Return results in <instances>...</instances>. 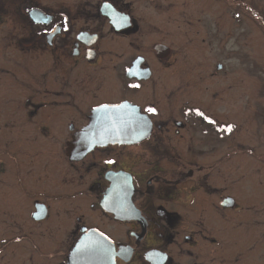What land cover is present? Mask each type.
<instances>
[{"label":"flooded vegetation","instance_id":"obj_1","mask_svg":"<svg viewBox=\"0 0 264 264\" xmlns=\"http://www.w3.org/2000/svg\"><path fill=\"white\" fill-rule=\"evenodd\" d=\"M245 23L256 0H0V264H264Z\"/></svg>","mask_w":264,"mask_h":264},{"label":"rangeland","instance_id":"obj_2","mask_svg":"<svg viewBox=\"0 0 264 264\" xmlns=\"http://www.w3.org/2000/svg\"><path fill=\"white\" fill-rule=\"evenodd\" d=\"M256 2L259 5V7H262V9H264V0H256ZM221 13H224L225 16H227L229 14V12L227 10L225 12L223 10H221ZM227 18L231 19L229 16ZM225 24H226V27H228V31H227L228 36L225 37V38H227L226 44H227L228 49H230L228 62H229V65H230V68L232 71V77H233V79L234 78L236 79L235 75H236V73H239L237 70L238 69L242 70L241 69V62H242L241 60L242 59H240V55L238 56V50H239L238 49V39L234 38L235 33L239 30V29H237V27H235V25H239L242 28V26H241L242 24H237L234 20H232L230 27H229V22H225ZM243 26L245 27V31L251 28L252 34L257 36V37L255 36L256 38L254 39V42L250 41V42L245 43V45H244L245 50L244 51H246L247 56H245L244 58L248 59V60L254 59L255 57L264 58V36H262L260 34V29H257L255 27L252 28L247 23H245ZM230 28H231V30L233 29V31L229 30ZM253 50H255V54L253 53ZM258 51L261 53V54L259 53L260 55L257 54ZM262 66L264 69V61H262ZM259 74H260V72H259ZM241 75L243 76L244 74H241ZM246 75L248 77H250V79L252 80L253 77H251V75H249V74H246ZM262 76H263V80H264V73L263 72H262ZM262 84L264 85V81ZM263 88H264V86H263ZM253 101H254V97L251 96L250 102L252 104H253ZM259 101L262 102L264 105V97L262 99L260 98ZM251 112L255 114L254 106L252 107ZM254 121H255V118L254 119L252 118V120L249 121L248 125H249L250 130H248L249 132L248 131L247 132L251 133V138H248V139H255L257 136H254V134L255 135L259 134L258 136L264 137V135H263L264 134V126H262L259 129V131L257 132V130L255 129L256 125H255ZM260 134L263 136H261Z\"/></svg>","mask_w":264,"mask_h":264},{"label":"snow or ice","instance_id":"obj_3","mask_svg":"<svg viewBox=\"0 0 264 264\" xmlns=\"http://www.w3.org/2000/svg\"><path fill=\"white\" fill-rule=\"evenodd\" d=\"M132 86L133 87H139V85H132ZM147 111L150 112V113H155L156 109L155 108H148ZM197 113H198V115H201V116L204 115L202 112H199V110H197ZM205 119H208V118L205 117ZM224 130L230 132L232 130V126L231 125H227ZM109 163H111V162H109Z\"/></svg>","mask_w":264,"mask_h":264},{"label":"water","instance_id":"obj_4","mask_svg":"<svg viewBox=\"0 0 264 264\" xmlns=\"http://www.w3.org/2000/svg\"><path fill=\"white\" fill-rule=\"evenodd\" d=\"M95 129H93V131H94ZM90 147V146H89ZM89 147H86V148H89Z\"/></svg>","mask_w":264,"mask_h":264}]
</instances>
